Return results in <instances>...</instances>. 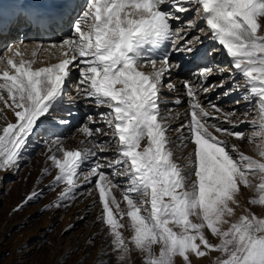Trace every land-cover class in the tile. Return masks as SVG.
I'll list each match as a JSON object with an SVG mask.
<instances>
[{"label":"snow or ice","instance_id":"6c2138e0","mask_svg":"<svg viewBox=\"0 0 264 264\" xmlns=\"http://www.w3.org/2000/svg\"><path fill=\"white\" fill-rule=\"evenodd\" d=\"M25 2L31 6L22 5L12 20L14 30L68 35L48 47L31 45L33 59L24 58L30 46L23 42L8 47L11 55L0 56V101L15 117V123L9 121L0 129V171L18 168L31 137L46 130L45 122L56 119L52 114L63 104L76 71L80 102L105 111L85 116L80 131L86 137L82 143L90 147L66 149L58 138L53 141L62 156H48L58 170L48 187L64 185L55 207L73 199L77 189L94 178L102 206L98 220L107 229L119 264H128L133 251L142 254L144 264H177V258L180 264H193V256L202 258L213 251L221 254L215 264H264V217L249 209L237 216L244 189L256 188L261 194L249 203L264 205V0ZM192 12L195 17L188 16ZM201 22L231 58L232 67L197 66L193 73L197 82H182L189 108L183 114L186 122L175 129L180 143L174 149L171 124L182 114L162 111V92L177 90L170 79L179 67L172 63L173 55L195 58L199 54L195 46L199 37H187L190 29L205 32ZM40 50L60 53L58 62L34 67ZM146 66L151 71H144ZM224 71L232 87L223 95L240 94L235 103L244 104L243 119L236 109L225 112L213 103L206 109L200 102L201 93L225 87V82L208 84L215 72ZM70 103L74 106L76 101ZM171 103L180 105L182 100L177 97ZM252 112L255 118L250 120ZM68 115H73L70 108ZM215 119L232 128L210 122ZM243 125L253 128L251 134L235 130ZM221 137L258 139L261 159ZM111 143L116 145L114 159L102 156ZM189 144L192 149L185 157L183 149ZM85 165L90 168L81 179ZM121 179L123 186L118 183ZM255 179L258 184L253 183ZM114 189L121 190L126 209L112 194ZM42 195L33 191L24 204ZM20 207L23 204L15 210ZM125 217L130 236L122 231ZM206 233L218 243H212Z\"/></svg>","mask_w":264,"mask_h":264},{"label":"rangeland","instance_id":"374dc122","mask_svg":"<svg viewBox=\"0 0 264 264\" xmlns=\"http://www.w3.org/2000/svg\"><path fill=\"white\" fill-rule=\"evenodd\" d=\"M2 1L10 5V2L15 0ZM85 3L86 0H84L83 4ZM190 33L191 32H189L187 38L195 39L196 37H192ZM12 34L13 36L8 37L4 43L0 45V56L5 54L8 47L13 45L16 46L18 43L20 44V30H15ZM48 35L50 37L43 40V46L48 45L45 42L50 43L53 41L50 44L60 42L61 36H59L58 39V37L51 35V33H48ZM29 39L30 38H27L25 41L30 42L33 40ZM36 39L38 41V38H34V40ZM51 52L47 53V60L49 59L51 62L57 61L59 57L53 53L54 51ZM39 55L43 58L45 52L40 50L37 53V56ZM175 55L176 54H174L172 58L173 64H175L176 61L180 62V59H182L181 56ZM37 56L35 57L36 60L39 59ZM190 61L191 60L184 62L185 65L190 63ZM224 65L225 64H222V66ZM188 78L189 73L186 72L183 76V80H189ZM78 79L79 73L73 71L72 79L67 84V91L64 95L63 103H70V101L75 100L74 96L76 98V93L78 92ZM74 81L76 85L74 88H71L69 84ZM166 82L168 81H166L165 78V83ZM180 85L182 86V91L179 96L182 97V103L184 106H187L186 108L188 111V98L185 95L183 83H180ZM73 89L74 91H72ZM69 92L73 95L70 99H68ZM220 93L222 94V91H220ZM226 97L230 99L220 98V109L223 108L224 110L227 108V106L224 107L226 101L230 104L235 102L234 97L233 99L231 98L232 95ZM235 106L234 109L241 115L244 109H240V105L237 106L236 104ZM162 111H164L163 104ZM226 111L228 112V110H225V112ZM89 113L90 112H87L85 116ZM253 118H255V112L249 115L250 120ZM241 119H243L242 115ZM84 123L83 121L80 123L78 122V124H76L77 126L69 124L71 126L70 130L64 133L59 132L56 137L47 134L46 136L42 135L43 137L37 139L36 142L29 141L18 168L7 171L4 181L0 182V238H4L2 239L4 247L0 250V264H119L115 253L111 252L110 237L107 235V229L105 225L98 220V217L102 214V206L98 199V192L94 189L95 179L93 178L91 183L79 187L75 193V197L62 202V206L59 208L55 207V203L64 185H55L51 189L48 187L58 171L52 166L48 156L51 154L62 156V153L57 150V146L53 141L58 138L66 149L74 150L88 147L86 143H77V139H80V135H82L80 128ZM214 123L227 127L222 120H216ZM240 127L241 128L237 127L235 130L243 131L247 134H251L253 131V128L249 125ZM227 128L231 129L232 127ZM221 138L229 139L231 144L238 145L240 150L247 155H251L256 159H261L257 147L260 143L258 139L249 142L247 139L238 141L234 137ZM109 149H116L115 143H111ZM89 168L90 165H85L81 169V173L86 174ZM45 169H49L47 174L44 172ZM81 179H83V175ZM118 183L123 186L124 181L118 180ZM253 183L258 184L259 180L255 179ZM33 191L42 192L43 195L24 204L26 198ZM89 191H91V195H89ZM112 194L115 195L117 200L121 201V208L126 209V203L122 201L121 190L114 189ZM260 194L261 193L256 188L244 189L240 197L242 207L237 209V216L243 214L245 209H249L256 215L264 217V205L249 203V200L252 198L258 199ZM88 196L90 200L82 203L85 199H88ZM22 204L23 207H20L19 210H15L18 205ZM46 205L50 206L45 207ZM66 214L72 219L69 224L67 223V226H63L61 217H64ZM117 218H119L118 214ZM95 221H97L98 224L93 228L91 224ZM126 221H128L127 217H125L122 222L125 224ZM70 224L71 226H69ZM125 225L127 226L128 224ZM88 229H90V231H88ZM122 231H124L125 236L131 235V231L128 227ZM206 234L212 243H218L217 238L213 237L210 233ZM220 255V253L213 251L202 258L193 256L192 259L196 261L195 263L193 261V264H215L216 258L220 257ZM180 261L181 258H177V264H179ZM128 264H144L142 254L133 251L130 255Z\"/></svg>","mask_w":264,"mask_h":264},{"label":"bare ground","instance_id":"6f19581e","mask_svg":"<svg viewBox=\"0 0 264 264\" xmlns=\"http://www.w3.org/2000/svg\"><path fill=\"white\" fill-rule=\"evenodd\" d=\"M13 2H10V5H8L4 1L0 0V22H2L3 27H4V39L2 41H0V45L3 44L4 41L8 37L13 36L12 32L14 31V29L12 28V20L14 19L15 14L18 13L20 6L22 7V5H23L24 7H28V5L27 6L24 5L25 0H15ZM83 2H84V0H80L81 4H83ZM188 16L189 17H195V13L194 12L189 13ZM199 27L205 28V32L201 33V32H199L198 29L188 30L189 32H191L190 34H192V37H194V38L199 37L200 42L197 43V46L195 45L196 47L199 48V54L195 58H193L191 56H182L181 54L176 53V55L181 56L182 59H180V62H177V61L175 62L174 65H178L179 67H176L173 69L170 79L176 85L177 90L173 92V91H169L167 88H165L162 92V100L165 101V103H163L164 111L171 109L173 111V113L179 112L182 114L181 117L179 118V120H174L171 124L172 132L169 133V135L173 141L172 147L174 149L177 148V145H179V143H180V141L177 139V133H176L175 129L178 128L180 126V124L186 122L187 117L183 114L187 112V108H186L187 106H184L183 103H181L180 105H176V104L171 103V101L177 97H179L181 100H183L182 97L179 96V94L182 91V86L180 85V83H182V81H185V80H183L184 74L186 72H188L189 73V78H188L189 81H192L195 83V82H197V78L193 75V73L196 71L197 66L203 67V66L215 65L217 67H221L222 64H225L224 66L221 67V69H231V67H232L231 58L227 56V54H226V52L222 46H220L217 42H214L211 39L210 33H208V30H207L205 24H203L201 22V23H199ZM20 32H21V35H20L21 36V42H23L24 45L30 46L28 48V50L24 52V58L25 59H32L33 58L31 55V53H32L31 45H33L35 43H41L43 45V40L45 38L48 39L50 37L48 34H45L43 32H37V31L30 29V28H20ZM51 35H53V34H51ZM66 35H68V33H66V32H58L55 34V36L58 37V39H59V36H61L60 37V39H61ZM27 38H30L29 40H31V39H33V40L30 42H26L25 39H27ZM34 38H38V41H37V39L34 40ZM51 42H53V41H51ZM45 43L48 45L47 46L44 45V47H48L50 44L47 42H45ZM13 46H15V45H13ZM47 53H49V52H45V55H43V58H41L40 55L37 56V57H39V59L37 60V63L34 65V67L44 66L48 62H50V63H57L58 62V59L55 62L54 61L51 62V61H49V59L47 60ZM53 53L56 54V56H58V57L60 56V53H58V52L54 51ZM208 53H211V55H208ZM8 55H11V53H8V51H5V54L2 56H8ZM188 60H191L190 63L185 65L184 62H187ZM2 67H3V65H0V68H2ZM143 70L146 72L151 71V67L146 66V67H144ZM233 74L236 75L235 73H233ZM168 79H169V77H166V81H168ZM217 80H219V81H217ZM236 80L243 83V80L239 75H236ZM221 82H225L224 88H216L214 91H211L207 94H204V93L200 94V97H199L200 102L202 103V105L206 109L209 107L210 103L216 104L220 108V103H221L220 98L230 99V98L226 97L225 95H222L225 91L229 90L232 87V83L230 81L228 71H224L223 73L215 72L212 75V77H210V79L208 80L209 85H218ZM165 84H167V82ZM75 85H76L75 81L71 82L69 84V86L71 88H74ZM72 91H74V89ZM220 91H222V94L220 93ZM71 92L68 93V99H70L71 96H73L71 94ZM4 95L5 96L7 95L6 92L4 93ZM233 97H234V100L236 101V100L240 99V94L239 93H233L231 98L233 99ZM74 99H75L74 101H76L74 106L72 103H65V102L61 105H58L57 110L54 111L52 114L54 117H56V119L52 120L50 123L45 122V124L42 125V128H44L46 130L42 131L39 135H34L33 137H31L30 141L36 142L37 139H40L41 137H43L42 135L46 136L47 134L52 135L53 137H56L59 134V132L64 133V132L69 131L71 128V126L69 124H71L73 126V125L78 124V122L80 123L81 121H83V123H84L85 122V114L87 112H90L89 114L95 115L99 111H105V109H103V108L96 109L94 107L87 106V104H85V103L80 102V97L77 95V93H76V98L74 96ZM9 103H11V101H9ZM224 104H223L224 107L227 106V108L224 110H223V108H221L223 111H225V110L231 111L234 109V107H236L235 102L230 104L226 101V103H224ZM232 107H233V109H232ZM69 108L71 109V111L73 113L72 116L68 115V109ZM240 109H244L243 103L240 104ZM0 110L3 111V115H0V129H2V127L5 126L6 123L9 121L15 123V117H14L13 112L4 106L3 101H0ZM237 115H239V113H237ZM5 116H6V119L4 118ZM62 118H67L68 123L65 124V123L59 122V120ZM216 120L220 121L221 119H215V120H212L210 122L214 123ZM222 121H223L225 126L230 127V128L232 127V125L226 123L224 120H222ZM97 126H100V125H97ZM239 128H241V127H239ZM107 130L108 129L105 128V131H107ZM184 134L187 135L186 130H185ZM96 139L98 141L103 140V139H104V141H106L108 138L107 137H96ZM85 140H86V137L82 133V135H80V139L79 138L77 139V143L85 141ZM228 141H229V139H228ZM229 143L231 144V142H229ZM87 146L90 147L89 144H87ZM191 149H192V145L189 144L187 148L183 149V156L186 157L189 154V152L191 151ZM114 152H115V149H113V150L109 149V151L103 153L102 156H108L109 158L114 159L115 158L113 156ZM178 153H179V150H178ZM111 156H113V157H111ZM8 173H10V172H8ZM6 174H7V172L0 171V182L4 181V177L6 176ZM83 174L84 173H82V175ZM121 181H123V180L121 179ZM89 200H90V197L88 196V199H85V201H83L82 203L88 202ZM79 204H81V203H79ZM71 219L72 218L69 217L68 214H66L64 217H61L62 225L67 226L69 224V222H71ZM128 223H129V220L126 221L125 224H128ZM97 224H98L97 221H95L91 224V226L93 228H95ZM69 226H71V224ZM7 227H9V226H7ZM125 229H127V226ZM88 231H90V229H88ZM2 239H4V238H2V237L0 238V250L2 249V247H4ZM74 246H75V244H74ZM70 247H71V245H70ZM156 251L158 253L159 249L157 248ZM195 262L196 261H194V263Z\"/></svg>","mask_w":264,"mask_h":264}]
</instances>
